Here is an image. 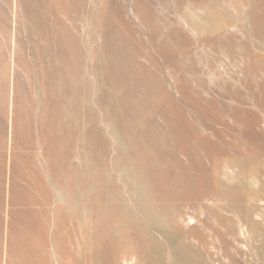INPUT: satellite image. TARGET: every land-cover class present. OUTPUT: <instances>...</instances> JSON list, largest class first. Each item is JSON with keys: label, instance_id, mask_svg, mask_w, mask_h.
I'll use <instances>...</instances> for the list:
<instances>
[{"label": "rangeland", "instance_id": "1", "mask_svg": "<svg viewBox=\"0 0 264 264\" xmlns=\"http://www.w3.org/2000/svg\"><path fill=\"white\" fill-rule=\"evenodd\" d=\"M0 264H264V0H0Z\"/></svg>", "mask_w": 264, "mask_h": 264}, {"label": "bare ground", "instance_id": "2", "mask_svg": "<svg viewBox=\"0 0 264 264\" xmlns=\"http://www.w3.org/2000/svg\"><path fill=\"white\" fill-rule=\"evenodd\" d=\"M46 112H47V110H46ZM45 125V124H44ZM44 129V128H43ZM49 158V157H48ZM50 159V158H49ZM33 187V186H32ZM35 189V188H34ZM38 189V188H37ZM41 202V201H40ZM36 212V211H35ZM46 216V215H45ZM44 218V217H43ZM45 219V218H44Z\"/></svg>", "mask_w": 264, "mask_h": 264}]
</instances>
